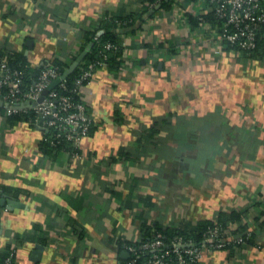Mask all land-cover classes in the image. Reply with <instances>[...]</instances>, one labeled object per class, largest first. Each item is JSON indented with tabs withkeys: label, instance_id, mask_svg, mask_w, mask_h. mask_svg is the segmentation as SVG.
<instances>
[{
	"label": "crops",
	"instance_id": "obj_1",
	"mask_svg": "<svg viewBox=\"0 0 264 264\" xmlns=\"http://www.w3.org/2000/svg\"><path fill=\"white\" fill-rule=\"evenodd\" d=\"M203 3L156 0L140 16L142 0H0V50L32 67L69 68L103 14L136 16L117 26L123 67L82 85L94 126L77 154H44L40 127L0 116V253L124 264L121 241L144 227L199 231L236 211L224 227L251 239L199 264H264V49L254 59L220 47L192 21L211 12Z\"/></svg>",
	"mask_w": 264,
	"mask_h": 264
},
{
	"label": "built area",
	"instance_id": "obj_2",
	"mask_svg": "<svg viewBox=\"0 0 264 264\" xmlns=\"http://www.w3.org/2000/svg\"><path fill=\"white\" fill-rule=\"evenodd\" d=\"M163 0H157L161 2ZM203 4L210 5L211 14L216 21L208 20L204 13H198V28L203 33H209L218 42L220 47L228 45L232 49L235 46L240 49L251 50L256 46L257 32L264 25V0H199ZM103 14L100 19H103ZM108 15V14H107ZM110 16V15H109ZM119 23L118 26H121ZM118 46V45H117ZM105 47H114L107 43ZM116 47V46H115ZM238 50V49H237ZM44 67L38 79L29 89L23 88L24 73L13 70L6 58L0 60V104L6 107L5 114L19 110L33 109L37 117L34 125L44 131H55L54 136L65 138L72 142L74 147H79L82 139L89 134L92 125V116L87 106L82 101H76L70 95L60 93L54 87L60 84V88L67 89L65 78L54 87L51 83L61 77L60 68L51 61L42 63ZM102 66H107V55L102 60L92 62L84 69L76 79V89L79 94L85 80H90L95 71ZM44 95L43 99H38ZM36 102L29 106H21L25 102ZM0 116L2 112L0 111ZM2 126L0 123V134ZM44 135V133H43ZM59 141V140H58ZM58 141L52 140V143ZM77 154L76 151H67ZM250 237V233H247ZM232 242H244L241 234H235L229 228H221L218 223L209 227L199 242L188 239L181 234H176L169 240L158 232L146 240L127 243L124 249L128 251L130 259L127 264H195L200 262L205 253L224 249ZM141 256H146L141 262ZM5 264H12L8 259Z\"/></svg>",
	"mask_w": 264,
	"mask_h": 264
},
{
	"label": "trees",
	"instance_id": "obj_3",
	"mask_svg": "<svg viewBox=\"0 0 264 264\" xmlns=\"http://www.w3.org/2000/svg\"><path fill=\"white\" fill-rule=\"evenodd\" d=\"M172 0H163L161 1V4L165 5L170 3ZM143 7H142V13L140 16H143L144 12L150 10H154L156 0H142ZM209 14L204 15V17L208 20L211 21H216L217 19L215 18L214 15ZM110 15V16H109ZM136 19L135 14L131 13L128 15H113V14H106L103 19L99 22V28L93 30V31H87L85 33L86 36V43L85 46L89 47V51L86 54L85 58L79 62L78 66L65 78V83L67 85V89L63 90L60 88V84L56 85L54 89L60 91V93L70 95L72 98L76 101H82L85 103L80 94H77L74 89H76V84L75 81L76 79L81 75L82 71L88 67V65L92 62L102 60L103 55H107V66L110 68H113L115 70H120L123 65L125 59L123 58V46L119 40V33L117 31V26L119 23H122L121 26L123 27L124 25L130 26L134 23V20ZM196 25L199 23V18L193 19L192 20ZM99 33V31H101ZM111 43L114 45V47L111 48H106L105 45L107 43ZM118 45V46H117ZM116 46V47H115ZM228 48H232V46H227ZM236 49L242 51L247 57H251L254 59H258L263 55V49H264V25L262 28H260L257 32V38H256V46L251 49V50H245V49H240L239 47L235 46ZM6 58L8 61L9 66L13 70H19L24 73V78H23V88L24 89H29V86L35 82L44 65H39L36 67H32L29 65V63L26 61V58L20 56L19 53H10L6 52L5 50H0V60ZM76 59V57H75ZM51 61L54 65H57L60 68L61 73H64L67 67L69 66L68 63H65L64 61L54 58L49 60ZM89 80H85L83 84L87 83ZM0 111L4 114V116L7 118L8 124L14 122V123H19V122H25L28 123L31 126H35L34 122L37 114L33 109H27V110H19L12 112L11 114L6 115L5 112L6 107L4 105L0 104ZM89 112V111H88ZM94 126L93 119H92V125L90 128L89 133L92 131ZM43 137L41 140L38 142V148L44 153V154H52L56 155L60 152L64 151H76L78 152L79 147H74L72 142L65 138H59L57 139L54 134L55 131L51 129L50 131H44L43 130ZM89 135V134H88ZM52 140L58 141L57 143H52ZM1 208V207H0ZM238 218V213L236 211H233L230 213V215H221L220 219H218V225H220L221 228H225L224 224L227 221L230 220H236ZM216 223H208L204 227H202L199 231H191V230H176V229H169V228H163V227H154L153 229L147 227L143 229L146 230V234L143 236L142 240H146L147 238H151L153 235L156 233L160 232L162 233L166 239L172 238L176 234H181L185 236L188 239H193L196 242H199L202 239L203 233L209 228L214 226ZM235 233V232H233ZM235 234H241L244 238V242H232L229 245H227L225 248H235L236 246L242 245L245 242L249 241L251 239L250 237L247 236V233L244 232H236ZM123 243V247L125 244L130 243V242H125L121 241V244ZM14 248H9L5 249V251L0 253V264H5L8 259H11L12 264L14 263ZM130 257V256H129ZM127 258L124 262V264H127L128 260L131 258ZM146 256H141V259H139V262H141ZM195 264H199L195 263Z\"/></svg>",
	"mask_w": 264,
	"mask_h": 264
},
{
	"label": "water",
	"instance_id": "obj_4",
	"mask_svg": "<svg viewBox=\"0 0 264 264\" xmlns=\"http://www.w3.org/2000/svg\"><path fill=\"white\" fill-rule=\"evenodd\" d=\"M81 60H82L81 57L77 58V59H76L71 65H70V67L64 71V73L61 75V77L58 78V79H55V80L51 83V85H50L49 87H50V88H51V87H54L56 84H58V83L61 81V79L66 78V76H68V75H69V74H70V73H71V72H72V71L78 66V64H79V62H80ZM43 97H44V95H42L38 100L41 101V100L43 99ZM32 103H36V102L28 101V102H25V104H23V105H21V106H25V105L29 106V105L32 104ZM1 202H2V200H1ZM8 203L12 204L13 201L9 200ZM38 248L40 249V248H42V246H41V245H38ZM36 254L39 255L40 252H39V251H38V252L36 251ZM125 254H127V256H129L128 251H125Z\"/></svg>",
	"mask_w": 264,
	"mask_h": 264
}]
</instances>
